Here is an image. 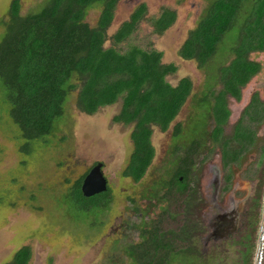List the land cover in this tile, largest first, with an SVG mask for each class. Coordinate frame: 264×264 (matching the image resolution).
<instances>
[{
    "label": "rangeland",
    "instance_id": "374dc122",
    "mask_svg": "<svg viewBox=\"0 0 264 264\" xmlns=\"http://www.w3.org/2000/svg\"><path fill=\"white\" fill-rule=\"evenodd\" d=\"M17 1L20 13L25 15L36 12L48 0ZM11 2L0 0V35L5 30ZM212 2L214 0L116 2L104 47L114 45L124 51L136 45L160 51L162 63L176 66L174 72L166 75V80L175 85L180 78L189 77L192 95L204 98L199 105L189 97L165 131L152 126L150 139L154 156L138 181L124 175L134 150L131 132L135 122L113 121V116L121 109V98L88 114L77 108V92H72L56 129L44 139L34 141L30 151L25 152L21 149L24 140L10 118L0 87V264L9 262L25 245L31 250L28 264H126L128 258L123 246L139 239L137 224L141 219L160 221L163 229L177 231L183 224L195 222L203 227L195 243L207 264H250L251 255L253 264L264 205V104L259 106L262 110L258 105L250 109V118L262 116L258 121L248 120L244 110L253 95L264 102V50L248 53V59L259 62L260 69L241 89L242 100L227 96L232 114L224 125L223 136H232L234 122L241 116L246 124L239 123L233 137L244 143L251 142L253 138L247 123L250 122L255 141L254 147L233 168L230 191H222L226 170L219 164V146L208 135L216 124L213 114L216 101L211 95L222 87L217 68L233 58L228 47L237 38L238 28L234 26L224 33L219 51L206 68L199 69L196 61L178 55L189 31L205 16ZM142 3L146 10L134 31L125 41L113 44L112 34ZM164 9L173 10L176 16L174 22L158 34L153 20ZM99 12L100 6L88 10L85 20L90 26L96 25ZM177 122L182 123L183 131L173 138ZM200 132L203 136L197 139L201 144L190 155L194 165L189 180L194 194L187 205L186 193L168 190L164 181L180 165V158ZM213 132L216 133L215 127ZM224 154L226 158L231 157L232 151ZM97 162H102L108 199L103 196L107 203L102 206L97 202L102 196H95L86 207L76 201L73 185ZM221 224H229L227 229L230 230L226 232ZM174 242L184 246L189 239L178 238Z\"/></svg>",
    "mask_w": 264,
    "mask_h": 264
},
{
    "label": "trees",
    "instance_id": "16d2710c",
    "mask_svg": "<svg viewBox=\"0 0 264 264\" xmlns=\"http://www.w3.org/2000/svg\"><path fill=\"white\" fill-rule=\"evenodd\" d=\"M116 2L48 0L36 12L22 15L18 1L12 0L5 30L0 35V87L10 118L24 140L21 149L25 152L30 151L34 141L44 139L56 129L72 92H77V108L88 114L121 98V109L113 121L135 122L131 132L134 150L124 175L138 181L154 156L152 126L162 131L168 128L190 96L192 82L189 77L181 78L177 85L167 81L166 75L174 72L176 66L162 63V53L158 50L136 45L124 51L114 45L104 47ZM98 6L97 23L90 26L85 17L89 9ZM145 10V4L139 5L129 20L122 22L111 36L113 44L129 38ZM175 16L173 10L164 9L153 20L154 31L163 33ZM234 26L239 34L228 47L234 56L227 65L217 68L222 87L211 95L216 101L212 112L216 133L211 132L215 139L222 132L217 125H222L229 113L225 96L230 93L238 99L240 87L260 69L259 62L248 59V53L264 50V0H214L178 50L179 56L196 61L202 69L219 51L224 33ZM192 99L199 105L204 100L195 95ZM180 133L181 123L177 122L173 134ZM202 136L200 132L191 140L190 155L200 146L197 138ZM188 158H183V165L164 181L168 190L182 191L186 187L184 179L190 172L187 164L192 162ZM85 174L73 185L76 201L87 207L93 197L102 196L97 202L105 205L108 188L89 197L82 194L80 185ZM181 174L185 177L182 180ZM195 224L185 223L177 231L163 229L160 221L141 219L137 224L139 239L123 246L128 258L126 264H207L195 243L198 239ZM177 237L189 239V243L178 246L174 242ZM30 256L31 250L25 245L5 264H28Z\"/></svg>",
    "mask_w": 264,
    "mask_h": 264
},
{
    "label": "flooded vegetation",
    "instance_id": "af4514ba",
    "mask_svg": "<svg viewBox=\"0 0 264 264\" xmlns=\"http://www.w3.org/2000/svg\"><path fill=\"white\" fill-rule=\"evenodd\" d=\"M143 4V3H142ZM141 5V4H140ZM113 15H114V12H113ZM254 76V75H253ZM252 76V77H253ZM184 77H186V76H184ZM183 78V77H182ZM181 79V78H180ZM190 79V78H189ZM191 80V79H190ZM250 80V79H249ZM248 80V81H249ZM248 81L244 84V85H242L241 87H240V97L237 99L236 97H234L233 95H231L230 93L229 94H227L225 97H226V107L228 108V110H229V113H228V116H227V119H226V121L221 125V135L219 136V138H216V139H214V138H212V135H211V132H212V130H213V127H215V124L213 125V127H212V129H210L209 130V132H208V135H209V139H211V141L214 143V144H217L219 147H217V149L219 148V151H220V156H219V164H221V167L222 168H224L225 170H226V172H225V174H224V176H223V178H224V183L222 184V186H221V188H222V191H230V187L232 186V180H233V168L234 167H236V165H239L240 164V162H241V159L244 157V155H245V153H247L250 149H252L253 147H254V141H255V132H254V129H252L251 128V126H250V122H247V123H249V128H250V136H252V141L251 142H248V143H244V142H242L241 140H238V138H235V137H233V135H234V129H235V127L240 123V124H246V122H243L242 121V117L240 116L237 120H236V122H234V127H233V132H232V136H230V137H227V136H223V128H224V125L228 122V118H230L231 117V114H230V109H229V106H228V99H227V96H231L233 99H235L236 101H241L242 100V98H241V89L248 83ZM179 82V81H178ZM178 82L175 84V85H177L178 84ZM192 82V81H191ZM208 95V94H207ZM189 97H191V99H190V101L192 100V92H191V94H190V96ZM188 97V98H189ZM200 97H202V95L201 96H199L198 98H200ZM187 98V99H188ZM255 98H256V95H253V97H252V99H251V102L249 103V105L247 106V108H245L246 110H244V112H245V114H246V116H247V119L248 120H251V121H258L259 119H260V117H262V116H260V114L258 115L259 116V118L258 119H255L254 117H253V115H252V117L250 118V109H251V107L252 106H254V105H258V108H260L261 109V107H259L260 105H262L264 102H261L258 98H256L257 100H255ZM186 99V100H187ZM195 100V99H194ZM212 100H213V97H212ZM186 102V101H185ZM185 102H184V104H185ZM196 102V101H195ZM183 104V105H184ZM182 105V106H183ZM193 105H196V104H193ZM181 106V107H182ZM181 109V108H180ZM262 110V109H261ZM258 112H259V110H258ZM254 113L256 114L257 113V110H254ZM260 113V112H259ZM178 114V113H177ZM181 123V122H180ZM215 123V122H214ZM181 125H182V123H181ZM182 131H183V129H182V126H181V133H180V135H182ZM179 135V136H180ZM173 138H176V137H178L177 135H174L173 134ZM191 143V142H190ZM234 143H236V145L234 144ZM234 145V146H233ZM261 149L263 150V147H261ZM232 151V154H230L231 155V157H228V158H226L225 157V154L224 153H227L228 154V151ZM189 151H190V147H188V149L186 150V152H185V154H184V156H182V158H180V165H178V166H182L183 164H182V159L183 158H185V157H189L188 158V161L190 160V154H189ZM238 154V155H237ZM191 163V164H190ZM193 165H194V162L192 161V162H188V164H187V167L189 168V173H188V176L186 177V179H184L185 177L181 174V175H179V179L180 180H182V179H184V181H185V183H186V187L182 190V191H178V190H175V189H173V190H175L177 193H186V196L188 197V198H186L187 199V201H186V203H187V205H189L190 204V202H191V198L193 199V194H194V192H193V188H192V186H190V177H191V174H192V168H193ZM177 166V167H178ZM177 168H175V170H176ZM107 188H108V184H107ZM107 190V189H106ZM188 224V223H187ZM183 225H185V224H183ZM182 225V226H183ZM227 225H229V224H221V227L222 228H224V229H226V232H228L229 230L227 229ZM195 226V228L196 229H194V230H196L194 233L195 234H197V238H198V240H199V234L201 233V231H203V227L201 228L200 227V225L198 224V226H197V224H195L194 225ZM181 227V226H180ZM183 239H186V238H182V239H180L179 238V240H183ZM176 240H178V237L176 238ZM200 252H202V251H200Z\"/></svg>",
    "mask_w": 264,
    "mask_h": 264
},
{
    "label": "water",
    "instance_id": "95a60500",
    "mask_svg": "<svg viewBox=\"0 0 264 264\" xmlns=\"http://www.w3.org/2000/svg\"><path fill=\"white\" fill-rule=\"evenodd\" d=\"M107 189V179L102 172V162L94 164L82 179L80 190L86 197L103 192ZM253 264H264V205L261 224L257 238Z\"/></svg>",
    "mask_w": 264,
    "mask_h": 264
}]
</instances>
